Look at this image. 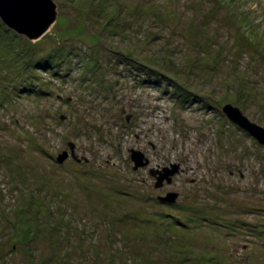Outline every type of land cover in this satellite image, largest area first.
I'll return each instance as SVG.
<instances>
[{
  "label": "rangeland",
  "instance_id": "obj_1",
  "mask_svg": "<svg viewBox=\"0 0 264 264\" xmlns=\"http://www.w3.org/2000/svg\"><path fill=\"white\" fill-rule=\"evenodd\" d=\"M53 2L38 40L0 19V264H264V145L223 112L264 128V0Z\"/></svg>",
  "mask_w": 264,
  "mask_h": 264
},
{
  "label": "water",
  "instance_id": "obj_2",
  "mask_svg": "<svg viewBox=\"0 0 264 264\" xmlns=\"http://www.w3.org/2000/svg\"><path fill=\"white\" fill-rule=\"evenodd\" d=\"M0 19L11 30L19 35H26L31 40H38L45 35L57 20V7L53 0H0ZM30 26V27H29ZM224 114L232 122L236 123L249 132L258 142L264 145V128L252 123L243 113L231 105L223 108ZM65 120L64 117H62ZM69 148L72 155L75 153V145L70 143ZM69 157L66 151L58 158V162L63 163ZM131 159L135 164L134 170L148 165L145 156L139 151H131ZM177 167L164 169L163 174L159 172L157 187L163 184L166 179L170 182V177L177 173ZM152 175L156 173L151 172ZM172 201L177 199V195L169 194ZM171 201V202H172Z\"/></svg>",
  "mask_w": 264,
  "mask_h": 264
},
{
  "label": "bare ground",
  "instance_id": "obj_3",
  "mask_svg": "<svg viewBox=\"0 0 264 264\" xmlns=\"http://www.w3.org/2000/svg\"><path fill=\"white\" fill-rule=\"evenodd\" d=\"M174 177V176H173Z\"/></svg>",
  "mask_w": 264,
  "mask_h": 264
}]
</instances>
